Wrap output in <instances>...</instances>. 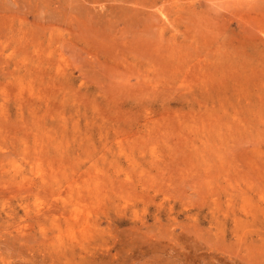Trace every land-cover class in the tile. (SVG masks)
Here are the masks:
<instances>
[{"label": "rangeland", "instance_id": "1", "mask_svg": "<svg viewBox=\"0 0 264 264\" xmlns=\"http://www.w3.org/2000/svg\"><path fill=\"white\" fill-rule=\"evenodd\" d=\"M0 264H264V0H0Z\"/></svg>", "mask_w": 264, "mask_h": 264}, {"label": "bare ground", "instance_id": "2", "mask_svg": "<svg viewBox=\"0 0 264 264\" xmlns=\"http://www.w3.org/2000/svg\"><path fill=\"white\" fill-rule=\"evenodd\" d=\"M121 5V4H120ZM115 6V5H114ZM117 7V6H116ZM128 10V9H127ZM84 11V10H83ZM50 15V14H49ZM63 43V42H62Z\"/></svg>", "mask_w": 264, "mask_h": 264}]
</instances>
